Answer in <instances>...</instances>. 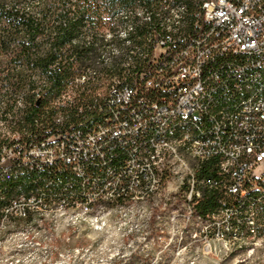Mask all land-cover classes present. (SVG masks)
Instances as JSON below:
<instances>
[{"label": "built area", "instance_id": "2783aa9c", "mask_svg": "<svg viewBox=\"0 0 264 264\" xmlns=\"http://www.w3.org/2000/svg\"><path fill=\"white\" fill-rule=\"evenodd\" d=\"M113 1L130 8L149 4L161 13L170 8L163 19L183 23L182 34L163 31L164 39L148 40L138 64L125 63L120 78H111L110 69L84 66L54 102L61 109L54 126L44 130L36 120L41 130L6 137L9 141L0 146V193L6 184H23L25 172L58 181L59 189H28L23 196L14 191L2 206L0 231L17 219L35 221L42 215L32 213L36 203H44V210L77 204L97 211L98 197L108 196L110 208L122 210L139 207L144 190H151L155 205L150 221L162 224L169 183L177 186L174 196H184L179 225L187 227V212L204 201L187 193V164L177 169L165 158L148 159V152L163 148L164 141L190 137L209 158L213 191H207V198L215 195L219 204L215 212L202 215L204 243L235 247L242 225L255 229V242L262 240L264 112H257L256 102L264 101V94H252L244 109L236 108V100L241 88L264 79V0H209L207 5L199 0H70L68 8L73 16L76 4L88 7V34H99L109 45L118 29ZM184 8H191V16H184ZM145 17L153 29L149 13ZM126 77H134V84H126ZM79 87L89 88L86 98L75 93ZM180 118L193 119V127L170 136L172 122ZM225 125H233V135H223ZM196 135H204V142H196ZM84 147H92V154H84ZM29 161L39 166L58 161V169L24 171ZM5 163H14V170L3 171ZM145 166L155 169L157 184L145 181Z\"/></svg>", "mask_w": 264, "mask_h": 264}, {"label": "rangeland", "instance_id": "374dc122", "mask_svg": "<svg viewBox=\"0 0 264 264\" xmlns=\"http://www.w3.org/2000/svg\"><path fill=\"white\" fill-rule=\"evenodd\" d=\"M8 131L0 115V132L12 140L18 136ZM176 192V184L169 183L162 198L168 204L161 212L162 224L156 218L150 221L155 209L150 201L140 200L139 207L100 208L105 222L101 229L56 212L33 222L14 220L0 231V264H264V240L210 247L199 226L175 224L172 220L184 200L174 196Z\"/></svg>", "mask_w": 264, "mask_h": 264}, {"label": "trees", "instance_id": "16d2710c", "mask_svg": "<svg viewBox=\"0 0 264 264\" xmlns=\"http://www.w3.org/2000/svg\"><path fill=\"white\" fill-rule=\"evenodd\" d=\"M69 1L0 0V115L12 132L28 130L34 133L36 129L54 126L55 116L61 111L54 102L67 85L80 76L84 66L97 62L96 49L108 44L99 34H81L88 28L87 19H92V15L88 7L76 4V11L71 16ZM28 7L30 10L26 9ZM112 42L122 44L118 39ZM88 91L87 87H79L75 93L84 99ZM70 112L76 117L74 109ZM6 137L0 132V146L9 141ZM208 166V163L204 164L202 171ZM31 178L27 172L21 176L25 190L30 188ZM46 184V180L41 181L39 188L58 190L56 186L46 187ZM202 200L196 210L201 217L219 207L215 195L205 196ZM109 204L97 202V211L77 204H70L67 209L98 216L102 213L99 209ZM2 206L0 203V217ZM43 210L42 206L36 213H49Z\"/></svg>", "mask_w": 264, "mask_h": 264}, {"label": "bare ground", "instance_id": "6f19581e", "mask_svg": "<svg viewBox=\"0 0 264 264\" xmlns=\"http://www.w3.org/2000/svg\"><path fill=\"white\" fill-rule=\"evenodd\" d=\"M208 1L199 0V5H207ZM113 9H115L116 26L118 27L115 39L120 40L122 44L112 43L98 47L96 49L97 62L90 65L93 70H101V72H109L110 69L111 78L122 77V66L125 63L126 66L138 64V59L142 57V51L146 50L148 40L156 41V39H164L163 31L167 35L182 34L183 23L164 21L163 19L162 15H170V8H162L161 13L158 10H150L149 4L132 5L130 8V6L120 3V1H113ZM145 13H149L150 24L153 26V29H148ZM184 16H191V8H184ZM86 30L87 28L81 34H88ZM126 84H134V77H126ZM252 94H264V79L254 85H245L241 88V97H237L236 108L244 109L245 105H251ZM19 104L22 107V104ZM256 110L257 112H264V101L256 102ZM190 127H193V119L180 118L179 121H173L170 128V136H179L185 128ZM15 133L17 132H10V134ZM223 135H233V125H225L223 127ZM7 138L11 137L7 134ZM196 142H204V135H196ZM84 154H92V147H84ZM163 158L171 163V165H177V169H184V163L187 164L188 194L197 196L198 200H202L207 196V191H213L212 173L208 170L204 172L201 170V165L209 164V158L203 155V150L195 148L190 137H182L181 140L164 141L163 148L152 147V152H148V159ZM32 169H36V174H48L52 169H58V161H46V163L40 164V166L39 161H29V164H24V171H32ZM13 170L14 163L3 164V171ZM145 173V181L147 183L157 184V172H155V169H152V166H145ZM43 180L47 182L46 187L53 185L59 189L58 181H48V179L41 178H31L29 189H40L39 183ZM24 186V184H18V187L15 188V184L4 185L0 193V203L7 204V196H12L14 191L15 196H23L26 193ZM138 200L151 201V190H144L143 193L138 195ZM97 202L110 203L108 196L98 197ZM198 205H193V211L187 212V227L195 224L202 231V217L196 213ZM42 206L44 207V203H36V206H32V213L38 212ZM152 206L155 207L153 204ZM52 208L54 207L45 206L47 212L53 211L60 214H68V216H75L79 220H88L95 228L101 229L105 223L102 220V214L90 216L86 214V211L75 213L67 209L68 206H55L54 209ZM176 213L172 221L175 224H179V210ZM254 236L255 229H249V225H242L240 236H238V240H235V247L255 244ZM263 240L264 238H262Z\"/></svg>", "mask_w": 264, "mask_h": 264}]
</instances>
